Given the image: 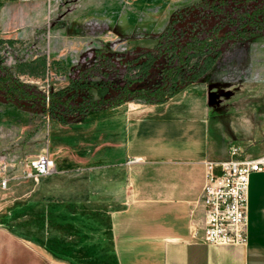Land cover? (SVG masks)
<instances>
[{
	"label": "crops",
	"instance_id": "crops-1",
	"mask_svg": "<svg viewBox=\"0 0 264 264\" xmlns=\"http://www.w3.org/2000/svg\"><path fill=\"white\" fill-rule=\"evenodd\" d=\"M256 52L244 66L233 56L237 70L231 60L221 78L209 67L160 102L131 109L124 101L75 121L52 119L66 132L46 135L52 171L24 192L43 221L35 240H98L82 264H264V171L249 175L243 244L202 241L199 203L207 161L228 159L231 149L264 154V75L254 74L264 51ZM68 128L79 133L67 135ZM17 145L1 151L18 157ZM18 167L8 182L33 179ZM46 257L69 264L49 251Z\"/></svg>",
	"mask_w": 264,
	"mask_h": 264
},
{
	"label": "rangeland",
	"instance_id": "rangeland-1",
	"mask_svg": "<svg viewBox=\"0 0 264 264\" xmlns=\"http://www.w3.org/2000/svg\"><path fill=\"white\" fill-rule=\"evenodd\" d=\"M198 2L200 0H0V34L6 36L4 39H11L5 45L1 43L7 54L5 62L19 80L49 93L60 85L65 86L72 67L78 63L86 65L84 58L90 56V61L93 49L101 48L123 64L137 56L141 58L145 48L153 47L156 37L168 25L173 24L183 34L195 32L197 19L201 24L213 26L209 30L224 38L225 47L210 66L214 70L212 77L221 78V67L230 66L229 61H234L231 71L235 72V60L240 61L238 66H244L247 61L250 64L252 58L257 59L253 55L255 50L257 56L264 51V29L227 38L223 35L226 28L217 26L221 17L206 14L204 6L196 9L197 5H202L196 4ZM221 2L228 11L254 4L247 0ZM200 15L202 18H198ZM17 57L23 59L22 64L16 65ZM263 61L259 62L262 70L257 68L258 72L254 73L257 77L264 75ZM193 65L192 58L178 74L183 76ZM229 77L228 74L223 77L227 79L226 84ZM179 78L176 77V84L180 86ZM114 81L116 79L111 77L108 83ZM113 90L105 84L87 88L85 95L99 98ZM126 101L131 109L146 102L141 98ZM97 117L110 121L105 114ZM52 119L48 111L43 113L38 108L33 113L0 100V158L13 163L7 176L12 178L25 156L45 153L47 134L52 138L66 133L64 128L57 127L62 124ZM71 132L76 135L79 129L68 128L67 135ZM22 139L25 142L23 146L17 145L21 150L18 157L1 151ZM36 182L37 178H33L26 183L10 181L5 187L0 186V264H52L47 261V251L67 259L69 264H82L81 258L93 251L94 242L98 240H35L32 236L39 234L43 221L40 214L33 212L29 193L24 192L36 186ZM103 222L105 224L106 220Z\"/></svg>",
	"mask_w": 264,
	"mask_h": 264
},
{
	"label": "trees",
	"instance_id": "trees-1",
	"mask_svg": "<svg viewBox=\"0 0 264 264\" xmlns=\"http://www.w3.org/2000/svg\"><path fill=\"white\" fill-rule=\"evenodd\" d=\"M221 1L200 0L196 4L202 5H197L196 9L204 6L206 14L219 15L220 24L217 26L226 28L223 35L227 38L264 29V0H247L254 4L247 8L233 7L231 11L224 10ZM198 18H202V15ZM195 22L196 31L189 34H183L173 24L168 25L156 37L153 47L145 48L141 58L137 56L123 64L102 52L101 48L93 49L91 60L89 61L90 56H86V65L78 63L73 66L68 83L50 91L47 101L38 87L19 80L12 67L6 64L7 54H4L6 50L3 46L11 39L0 38V47L4 43L0 48H3V53L0 54V100L33 113L38 108L43 113L48 111L52 118L62 123L80 119L90 110L111 107L129 99L141 98L146 102H160L177 87L202 79L212 61L225 47L223 36L219 37L209 30L213 26L201 24L198 19ZM192 58L193 67L183 76L179 75L178 71ZM15 63L22 64L23 59L17 57ZM177 76L180 77V86L176 84ZM111 77L116 81L108 83ZM105 84L114 90L99 98L91 99L85 95L87 88ZM21 141L24 144L25 139Z\"/></svg>",
	"mask_w": 264,
	"mask_h": 264
},
{
	"label": "built area",
	"instance_id": "built-area-1",
	"mask_svg": "<svg viewBox=\"0 0 264 264\" xmlns=\"http://www.w3.org/2000/svg\"><path fill=\"white\" fill-rule=\"evenodd\" d=\"M44 94L47 101L48 92ZM231 153L228 159L206 162V180L199 203L202 209V241L207 243L243 244L246 241L249 175L254 171H264V154L253 157L234 149ZM11 165L13 163L0 158L2 187L10 179L7 170ZM23 166L24 177L35 178L49 174L53 160L47 153H37L25 156Z\"/></svg>",
	"mask_w": 264,
	"mask_h": 264
}]
</instances>
